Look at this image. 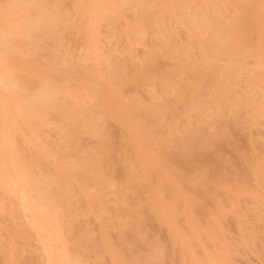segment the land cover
I'll return each mask as SVG.
<instances>
[{
    "label": "rangeland",
    "instance_id": "rangeland-1",
    "mask_svg": "<svg viewBox=\"0 0 264 264\" xmlns=\"http://www.w3.org/2000/svg\"><path fill=\"white\" fill-rule=\"evenodd\" d=\"M215 1L218 4L222 2ZM45 2L47 7L56 4L55 17L62 23L57 25L51 36L34 40V45L29 46L26 53L27 56L34 55L40 70H53L55 76L51 79L67 95L59 93L52 99L61 102L64 109L47 111L41 123L31 130L22 133L9 130L6 133L14 163L24 166V177L28 180V189L25 190L32 198L37 196L33 179H50L55 177L58 170L66 174L73 167L78 174L83 173L85 162L99 156L107 141L111 143V150L116 151V155L124 149L120 139L123 129L103 114L102 103L96 96L100 92V85L94 77L95 70H99L102 81L111 88H119L124 96L134 95L143 104L152 103L154 106H158L167 97L169 103L174 102V111L180 113L186 110L185 100H174L171 95L164 96L167 82L150 77L156 72L166 73V79L171 85H176L179 78H188L178 76L179 59L162 56L159 52L161 45L169 39L173 47L179 48L183 55L190 56L197 65H201L198 57L202 50L213 49L209 51L216 53V36L209 22H202L201 26L196 25L187 30L168 17L159 21L161 4L152 1L147 10L150 11L153 24L147 28L146 22L139 17L131 2L117 5L116 10L121 13L118 19L112 14L110 19L94 25L96 51L89 60L84 58L87 46L81 33V26L91 22L89 15L82 13L81 9L77 10L73 0ZM201 2L200 8L208 16L212 12V4L208 0ZM175 8L176 12H180L177 6ZM231 13V7L226 5L216 15L218 22L225 23ZM130 25L133 31V28L128 30ZM143 60L153 63V68L148 71L149 77H131L120 88L118 73L128 74L130 65L140 64ZM215 63L221 68L220 89L226 93L227 102L219 103V109L209 104L199 113L212 117L213 113L218 112L217 125L225 132V136L222 140L215 139L209 147V177L204 185L184 186L185 193L194 201L190 210L196 225L209 231L214 238L212 240L201 234L200 246L195 242L191 244L190 258L203 261L204 252L219 248L228 264H264V202L259 195L253 197L245 192L246 189L254 188L258 192L262 191L251 169L257 165L264 173V88L260 86L257 77L258 73H264V53L257 52L254 57L234 56L229 62L226 56L217 55ZM239 64H243L244 69L238 76L226 77L224 69L227 66L239 67ZM44 84L45 77L22 83L18 90L20 107L26 105V97L41 89ZM209 92L207 88L201 87L197 93L198 99L211 101L215 96ZM185 94L186 91L183 92ZM235 98L241 102V106L236 105ZM86 109H90L91 117L85 115ZM141 120L149 121L143 115ZM84 121L91 128L79 125V122ZM100 124L108 135L107 140L101 141L94 135L96 131H102ZM89 131L94 134L91 135ZM215 131L214 128L208 129L209 134ZM116 155L109 166L99 170L100 173L110 170V175L103 181L98 180L99 175L96 173L79 176V182H74L66 174L67 177L61 181L68 190L65 198L69 199L70 213L68 211L67 221L56 220V234L63 239V245L56 243V247L67 250L68 255L76 258L80 264H117L112 262V250H117L125 261L132 264H188L190 259L182 251L181 244L174 241L171 230L161 222L150 220L151 214L146 204L148 194L144 190L128 191L129 204H134V199L145 203L142 204L145 220L140 226L141 230L120 228V219L115 210L118 204L116 188L123 181L124 173ZM169 159L179 169L184 168L183 162L172 157L171 153ZM187 174L190 176L193 172L187 171ZM215 175H219L218 179L225 180L227 186L232 188L215 187L212 182L217 178ZM10 181L5 177L0 184V264H45L42 245L35 237L39 232L33 231L31 220L22 206H26V201L20 200L15 192L12 193L10 187L14 184ZM233 188L237 191H232ZM62 190L54 188L53 191V198L59 203L63 202ZM90 197L95 198V201L91 202ZM179 207L175 211L177 227L187 236L189 226ZM34 213L37 216L46 214L49 222L55 221L52 206L44 207L39 202ZM52 233L46 226L43 235L47 237ZM43 235L39 234L41 237ZM51 248L54 249L53 246Z\"/></svg>",
    "mask_w": 264,
    "mask_h": 264
},
{
    "label": "bare ground",
    "instance_id": "bare-ground-1",
    "mask_svg": "<svg viewBox=\"0 0 264 264\" xmlns=\"http://www.w3.org/2000/svg\"><path fill=\"white\" fill-rule=\"evenodd\" d=\"M45 1L47 0H0V184L4 182L5 177L9 178L14 184V188L9 186L12 193L15 192V195L20 196L18 197L20 200L26 201V206H22L25 208L26 216L31 220L33 231L39 232L35 237L42 245L45 264H80L76 258L68 255L67 250L56 247V243L63 245V239L56 234L58 227L56 220L67 221L68 211L70 213V202L68 198H65L68 196V190L66 191V186L61 181L67 177V174L73 178L74 182H79L78 177L86 173H96L99 175L98 180L103 181L110 175V170H104L102 173L99 170L109 166L116 151L111 150V143L107 141L99 156L85 162L83 173L78 174L73 167L66 174L63 170H58L55 177L50 179H33L37 196L32 198L25 190L28 189V180L24 177V166L14 163V157L6 141L7 131L15 130L22 133L24 130H31L41 123L47 111L64 109L61 102L52 99L59 93L66 94L63 88L51 79L55 76L53 70H40V65L33 55L34 52L31 53L33 56H27L26 53L27 48L34 45V40L38 37L51 36L55 33L57 25L62 23L55 17L56 4L47 7ZM53 1L63 2V0ZM152 1H158L161 4L159 21L168 17L187 30L195 28L193 26L196 25L201 26L202 22H209L216 36L214 46L216 53L209 51H214L213 49L202 50L198 57L201 65H197L194 59L183 55L179 48L173 47L169 39L161 45L160 54L169 59H179L180 72L177 74L179 77L188 78H179L176 85H171L166 79V73L156 72L150 77L167 82L163 91L164 96L171 95L174 100H185L186 110L180 113L174 111V102L169 103L167 97L158 106L152 103L143 104L134 95L126 97L119 88H111L108 83L102 81L99 78L102 77L99 70L94 71V77L100 85V92L96 96L102 103V112L123 129L120 139L124 149L116 155L117 162L120 163L124 173L123 181L116 188L118 204L115 210L120 219L119 226L122 230H141L140 226L145 220L142 216V204L145 203H139L134 199V204H129L128 191L144 190L148 194L146 204L151 214L150 220L161 222L171 230L174 241L181 244L182 251L188 255L190 259L188 264H228L219 248H215L212 252H204L203 261L191 260V244L195 242L200 246L201 234L212 240L214 236L196 225L190 210L194 201L189 194L185 193L184 186L204 185L209 177L207 167L209 147L215 139L222 140L225 136V132L217 125L218 112L213 113L212 117L199 113L209 104L219 109V103L227 102L226 93L220 89L221 68L216 65L215 57L226 56L229 62L234 56L254 57L257 52L264 53V0H221L220 4L215 0H208L212 4V12H210L212 14L206 15L207 18L200 8L202 0H73L74 7L88 14L91 21L81 26V33L87 46L84 58L91 60L92 54L96 51L94 25L110 19L112 14L115 19L121 17V13L116 10L117 5L134 3L137 14L144 23L146 22L145 27L151 28L153 22L147 8ZM226 5L231 7L232 13L225 23L220 24L216 15L223 11ZM176 6L180 12H176ZM132 28L130 25L128 30ZM152 68L153 63L150 60L130 65L128 74L118 73L119 87L122 88L131 77H149L148 71ZM243 69L244 65L239 64V67L227 66L224 70L226 77L233 78L237 77ZM39 77H45V84L26 97V105L20 107L21 97L18 91L20 86L26 81H36L40 79ZM257 77L260 86L264 88V73H258ZM201 87L207 88L215 98L208 102L199 100L197 93ZM185 91L186 94L183 95ZM235 100L236 105L241 106V102L237 98ZM84 113L91 117L90 109H86ZM141 115L148 117L149 121L143 122ZM79 125L87 129L91 128L87 121L79 122ZM99 127L102 129L101 124ZM210 128L216 131L209 134ZM90 131L91 135L94 134ZM94 135L101 141L107 140L108 136L103 129L96 131ZM169 153L183 162V169L175 166L169 159ZM187 171L193 174L188 176ZM251 172L262 187V191L258 192L254 188L246 189L245 192L253 197L260 196L264 202V173L257 165L252 167ZM215 177L217 178L212 181L215 187L232 188L227 186L225 180H219V175ZM54 188L63 189L62 203L53 198ZM232 191L236 192L237 189L233 188ZM90 200L93 202L95 198L90 197ZM39 202L44 207H53L56 215L54 222H49L46 214L37 216L34 213ZM178 206L181 207L179 208L184 215V220L189 226L187 236L183 235L177 227L175 211ZM46 226L53 232L47 237L43 235ZM141 238H143L142 234ZM48 246H53L54 249L51 248L53 251L50 247L48 249ZM112 262L132 264L130 261H125L117 250H112Z\"/></svg>",
    "mask_w": 264,
    "mask_h": 264
}]
</instances>
